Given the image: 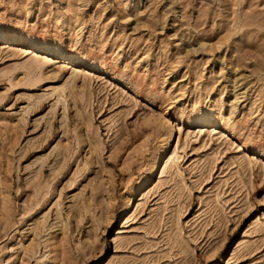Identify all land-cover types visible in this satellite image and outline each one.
I'll return each mask as SVG.
<instances>
[{
    "label": "rangeland",
    "instance_id": "374dc122",
    "mask_svg": "<svg viewBox=\"0 0 264 264\" xmlns=\"http://www.w3.org/2000/svg\"><path fill=\"white\" fill-rule=\"evenodd\" d=\"M262 189L264 0H0V264H264Z\"/></svg>",
    "mask_w": 264,
    "mask_h": 264
},
{
    "label": "snow or ice",
    "instance_id": "6c2138e0",
    "mask_svg": "<svg viewBox=\"0 0 264 264\" xmlns=\"http://www.w3.org/2000/svg\"><path fill=\"white\" fill-rule=\"evenodd\" d=\"M194 119H196V117H193ZM264 194V189L261 190V192L257 193V196ZM261 211H264V206L261 207Z\"/></svg>",
    "mask_w": 264,
    "mask_h": 264
},
{
    "label": "bare ground",
    "instance_id": "6f19581e",
    "mask_svg": "<svg viewBox=\"0 0 264 264\" xmlns=\"http://www.w3.org/2000/svg\"><path fill=\"white\" fill-rule=\"evenodd\" d=\"M172 158L170 156L167 157V159L164 162V166H166V164L171 160Z\"/></svg>",
    "mask_w": 264,
    "mask_h": 264
}]
</instances>
